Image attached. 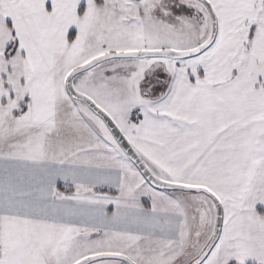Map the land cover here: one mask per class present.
Returning a JSON list of instances; mask_svg holds the SVG:
<instances>
[{
    "label": "snow or ice",
    "instance_id": "1",
    "mask_svg": "<svg viewBox=\"0 0 264 264\" xmlns=\"http://www.w3.org/2000/svg\"><path fill=\"white\" fill-rule=\"evenodd\" d=\"M264 264V0H0V264Z\"/></svg>",
    "mask_w": 264,
    "mask_h": 264
},
{
    "label": "rangeland",
    "instance_id": "2",
    "mask_svg": "<svg viewBox=\"0 0 264 264\" xmlns=\"http://www.w3.org/2000/svg\"><path fill=\"white\" fill-rule=\"evenodd\" d=\"M233 264H235V262H233ZM247 264H253V262H252L251 260H249V261L247 262Z\"/></svg>",
    "mask_w": 264,
    "mask_h": 264
}]
</instances>
